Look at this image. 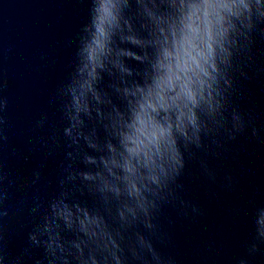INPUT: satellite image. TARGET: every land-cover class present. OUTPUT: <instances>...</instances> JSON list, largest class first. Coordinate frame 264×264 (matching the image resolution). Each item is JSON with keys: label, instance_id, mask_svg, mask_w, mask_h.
<instances>
[{"label": "clouds", "instance_id": "1", "mask_svg": "<svg viewBox=\"0 0 264 264\" xmlns=\"http://www.w3.org/2000/svg\"><path fill=\"white\" fill-rule=\"evenodd\" d=\"M262 24L264 0H136L135 6L129 0H91L68 89L71 106L65 109L68 126L63 137L73 149L67 152V176L45 211L40 213V203L31 209L39 219L27 234L29 248L24 252L43 250L34 264H127L129 258L138 264H174L154 249L150 238L140 232L126 238L125 233L137 222L150 235L155 232L153 213L165 193L172 196L171 186L185 168V154L191 158L193 148H206V138L216 144L221 128L233 140L251 124L253 118L245 121L235 108L230 120L224 112L234 63L239 70V58ZM259 31L264 36V28ZM125 60L145 66L136 73L139 80L126 79L133 71ZM102 73L115 78L112 87L123 111L99 89ZM5 106L0 98V113ZM81 114L103 126L108 136L103 146L94 133L84 131ZM4 122L0 116V140L5 139ZM43 123L41 119L38 126ZM81 140L97 154L82 152ZM77 159L84 169L73 167ZM5 178L0 173V185ZM227 179L231 186L232 178ZM77 181L81 193L86 189L99 198L104 212L95 208L90 214L79 201L69 203L72 189L65 190V185ZM6 198L0 187V219L8 215ZM192 211L197 209L193 206ZM254 226L250 255L264 244V207L255 209ZM66 232L75 238L66 239ZM4 241L0 231V264H21V256L7 257Z\"/></svg>", "mask_w": 264, "mask_h": 264}, {"label": "water", "instance_id": "2", "mask_svg": "<svg viewBox=\"0 0 264 264\" xmlns=\"http://www.w3.org/2000/svg\"><path fill=\"white\" fill-rule=\"evenodd\" d=\"M90 2L0 0V98L6 100L0 113L5 121L0 173L6 178L0 187L7 192L8 210V215L0 219V231L5 234L7 257L21 256V264H34L43 254L39 248L24 252L29 248L27 234L39 219V213L33 214L31 209L40 203V213L45 211L48 202L59 196V181L67 176V152L73 149L67 147L63 137V128L68 126L65 109L71 106L68 89L75 76L80 29L87 21ZM129 2L136 4V0ZM133 23L139 27L136 21ZM260 28L264 24L252 33L248 50L239 58V70L234 63L231 96L224 112L230 120L235 108L245 121L251 116V124L233 140H228L221 128L216 144L206 138V148H193L191 158L185 154V168L171 186L172 196L165 193L153 213L155 232L150 235L137 222L125 233L126 238L134 239L135 232L150 238L154 249L174 264H237L241 258L247 264H264V244H258L256 253H248L255 235V209L264 207V36ZM133 51L140 53V49ZM124 63L133 71L126 79L139 80L136 73H142L145 66L134 60ZM102 77L99 89L123 111L124 104L112 87L115 78L107 73ZM81 118L84 131L94 133L103 146L108 138L103 126L83 114ZM41 119L44 123L38 126ZM253 127L256 136H252ZM80 144L82 152L97 154L83 140ZM73 167L85 166L77 159ZM79 187V181L65 185V190L72 189L69 203L79 201L90 214L95 208L104 212L99 198L86 189L81 193ZM105 215L111 224V218ZM63 235L75 238L72 233ZM127 264L138 262L129 258Z\"/></svg>", "mask_w": 264, "mask_h": 264}]
</instances>
